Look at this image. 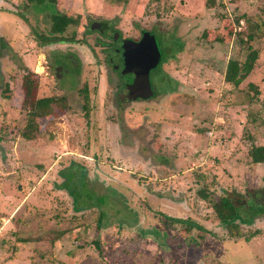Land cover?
Masks as SVG:
<instances>
[{"label": "rangeland", "instance_id": "obj_1", "mask_svg": "<svg viewBox=\"0 0 264 264\" xmlns=\"http://www.w3.org/2000/svg\"><path fill=\"white\" fill-rule=\"evenodd\" d=\"M55 1L78 19L65 32L74 40L38 47L54 4L0 0V264H264V163L250 157L264 144V0ZM93 20L134 44L145 28L148 54L158 62L162 51L153 73L165 81L150 100H113L109 38ZM250 44L258 56L236 86L226 65ZM28 78L36 103L55 100L30 128ZM74 161L96 204L65 186ZM232 193L254 217L240 222L257 230L248 240L212 206Z\"/></svg>", "mask_w": 264, "mask_h": 264}, {"label": "trees", "instance_id": "obj_2", "mask_svg": "<svg viewBox=\"0 0 264 264\" xmlns=\"http://www.w3.org/2000/svg\"><path fill=\"white\" fill-rule=\"evenodd\" d=\"M26 1L28 2V4H31V5L46 4L48 2H51L52 5L54 4V7L52 6V12L50 14V19H51L50 33L47 34L43 32L41 33L36 32L38 47H42L46 44L47 45L52 44L54 42L74 40V33L72 36H67L65 35V32L67 31L70 25L72 24L75 25L78 22V19L71 18L67 14H60L56 10L55 0H26ZM248 38L249 40H252L254 38V35H252L251 33L248 35ZM248 48L251 49V51L246 56L245 61H242L239 59H229L226 65L225 79L227 81L234 83L236 86H239L240 83L246 77V75L250 72L258 56L257 50L253 49L251 44L248 46ZM23 86L25 88V95H26L25 102L31 105V109L29 112V115L31 117L28 119V123H27V128H30L31 126L35 125V120L33 119L34 116H43V115H47L52 112V104L55 102V100L53 101L52 98L46 97V98H43L40 102L36 103L35 97H36L38 86H37L36 81L33 79L28 78V79L23 80ZM249 86H250L249 89H253L255 91V94H258V95L261 94V91L259 90L258 86L253 85L252 83H250ZM253 96L254 94L249 93L250 100L253 99ZM23 133L27 134L28 131H24ZM250 157H251L252 162L264 163V144L254 143L250 150ZM72 168L75 169V172H74V175H75L74 179H76V181H74L75 184H72V182L70 181V177H69V180L67 179L68 173L71 172ZM68 169L70 170L67 173L66 170ZM62 174L64 176V179L67 180V182H65L66 183L65 186L68 188L69 192L74 196L75 199L81 198L82 200L81 202L83 204L87 203L88 201H90L91 204H96L93 201L95 198H97L96 197L97 193L94 191V189L93 188L89 189L88 194H91V195H87L83 190L84 185L89 186L90 181L92 182V179L87 174V169L81 168L77 164V162L74 161V162H71L70 165L66 169H64V172ZM103 187L105 186L103 185ZM202 192H203V196L206 197L207 196L206 193H204V191ZM263 192H264V188H262V193ZM100 199H102V201L101 203H98V205L102 204L106 198L101 197ZM247 202L250 203V201H247ZM251 204H252V201H251ZM257 204H259V206H262L260 205V203H257ZM212 206L214 207L220 221L225 223V226L228 229V232L230 235L236 236V237H244L245 239L248 240L257 233V230L246 233L241 229L240 222H251L254 218L252 217L251 219L249 218L244 219L243 213L245 212L244 207L246 205L243 202L242 194H237L236 196H234V194L232 193L228 195L219 196L217 199L213 201ZM261 210L262 208L260 210H255V211L259 213ZM237 219H239V222L237 221Z\"/></svg>", "mask_w": 264, "mask_h": 264}, {"label": "flooded vegetation", "instance_id": "obj_3", "mask_svg": "<svg viewBox=\"0 0 264 264\" xmlns=\"http://www.w3.org/2000/svg\"><path fill=\"white\" fill-rule=\"evenodd\" d=\"M94 27L96 29H94ZM108 27L111 26L104 23L101 20H93L90 24V28L99 31V33L108 35L107 37L109 38L108 41L101 40L102 41L101 43L103 45V51L105 52L104 53L105 62H107L111 66L109 67L111 68L112 71H114L116 77V82L113 85L114 87L112 89L113 100H115L119 104L122 103L134 104V103L145 102L147 100H150L156 92L148 97H144V96L130 97L131 94L134 95L141 93L140 89L133 88L131 85H129L130 82L133 81L134 77H138V72L136 73L132 72L131 74L132 67L130 61H128L136 53L134 50L135 48H129V47L126 48V46L123 45L125 40L130 39L129 36L122 35L120 29L111 27V30H109ZM145 31L146 29L144 28L141 31L139 37L138 38L134 37L133 39L142 42L141 37L143 35V32ZM141 44L144 45L143 43ZM128 45L134 46V43L128 42ZM158 54H159L157 55L158 62H156L154 65L147 64L146 66V68H149L150 82L152 83L154 91L157 90L155 87L157 83H161L162 81H165L163 79L162 80L159 79L160 75L158 73L155 72L153 73L154 67L158 66L157 69H159L161 63H163V61H165L164 59L166 58L165 56H163L162 51L158 52ZM71 58L73 61L72 55ZM58 73L59 72H57V74Z\"/></svg>", "mask_w": 264, "mask_h": 264}, {"label": "water", "instance_id": "obj_4", "mask_svg": "<svg viewBox=\"0 0 264 264\" xmlns=\"http://www.w3.org/2000/svg\"><path fill=\"white\" fill-rule=\"evenodd\" d=\"M145 38L142 39V42L139 41L138 43H135L134 46L128 45V42H131L129 40L124 41V46L129 48H135V54L131 59H126L130 61L131 63V74L138 72V77H134L133 81L130 82L129 85H131L133 88L140 89L141 93L130 95V97H136V96H144L148 97L154 93L152 83L150 82L149 77V68H146L148 65H154L157 61H154L152 59V54H148V51L145 49ZM143 43L144 45H142ZM131 44V43H129ZM141 47V48H139ZM157 55H159L157 53ZM146 72V73H145ZM133 77V75H132Z\"/></svg>", "mask_w": 264, "mask_h": 264}]
</instances>
